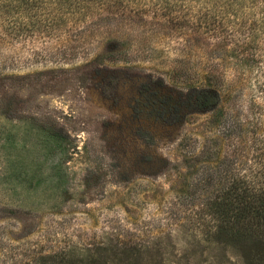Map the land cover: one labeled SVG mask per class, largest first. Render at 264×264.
Listing matches in <instances>:
<instances>
[{
	"label": "rangeland",
	"instance_id": "374dc122",
	"mask_svg": "<svg viewBox=\"0 0 264 264\" xmlns=\"http://www.w3.org/2000/svg\"><path fill=\"white\" fill-rule=\"evenodd\" d=\"M255 139L264 0H0V264H247L198 181Z\"/></svg>",
	"mask_w": 264,
	"mask_h": 264
},
{
	"label": "trees",
	"instance_id": "16d2710c",
	"mask_svg": "<svg viewBox=\"0 0 264 264\" xmlns=\"http://www.w3.org/2000/svg\"><path fill=\"white\" fill-rule=\"evenodd\" d=\"M197 94V106L202 109L209 110L219 104V96L212 88L202 87ZM233 125L234 121L228 125L229 135L235 132ZM252 143L257 154L251 158L246 154V146L236 143L231 145L235 147L232 153L227 150L222 155L217 149L212 153L210 148L204 153V157L211 159L201 162L215 165L206 166L198 181L202 183L200 188L215 185L216 188L200 204L198 225L202 227L203 237H210L211 243L242 250L247 264H264V142L255 139Z\"/></svg>",
	"mask_w": 264,
	"mask_h": 264
}]
</instances>
